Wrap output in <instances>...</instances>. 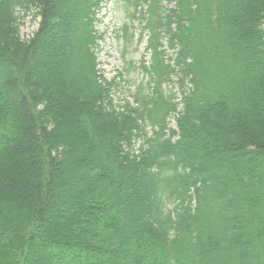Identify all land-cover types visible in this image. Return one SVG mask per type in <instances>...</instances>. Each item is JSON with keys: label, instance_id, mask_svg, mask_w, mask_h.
I'll list each match as a JSON object with an SVG mask.
<instances>
[{"label": "trees", "instance_id": "trees-1", "mask_svg": "<svg viewBox=\"0 0 264 264\" xmlns=\"http://www.w3.org/2000/svg\"><path fill=\"white\" fill-rule=\"evenodd\" d=\"M123 1L151 59L116 105L103 0H0V264H264V0Z\"/></svg>", "mask_w": 264, "mask_h": 264}, {"label": "rangeland", "instance_id": "rangeland-1", "mask_svg": "<svg viewBox=\"0 0 264 264\" xmlns=\"http://www.w3.org/2000/svg\"><path fill=\"white\" fill-rule=\"evenodd\" d=\"M124 4L123 0H104L103 9L97 17V31L101 35L97 45L99 69L107 79H116L120 84L112 93L116 105H121L124 100H131L130 97L135 91L134 85L139 80L144 78L143 82L147 81V76L143 77L141 71L134 74V64L150 60L146 49L148 34L144 32L142 36L139 15L133 17V11L126 9ZM171 6L169 4L168 7ZM38 22L35 14L26 15L20 29L22 39L33 35L38 28ZM125 28L131 36L130 43L122 36ZM171 126L175 127L173 120Z\"/></svg>", "mask_w": 264, "mask_h": 264}]
</instances>
